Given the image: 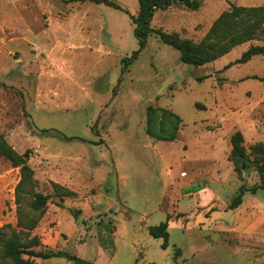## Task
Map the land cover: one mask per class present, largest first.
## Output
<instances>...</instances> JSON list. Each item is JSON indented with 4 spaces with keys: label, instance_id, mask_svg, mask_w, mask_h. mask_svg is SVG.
<instances>
[{
    "label": "rangeland",
    "instance_id": "374dc122",
    "mask_svg": "<svg viewBox=\"0 0 264 264\" xmlns=\"http://www.w3.org/2000/svg\"><path fill=\"white\" fill-rule=\"evenodd\" d=\"M232 5L264 0L177 4L157 10L151 27L200 42ZM138 12V0H0V135L18 153L32 151L36 191L51 197L32 233L38 249L90 264H264V190L230 210L240 188L260 178L251 166L240 179L229 160L237 131L248 152L264 144V86L255 79L264 56L226 68L264 35L195 67L153 33L132 59ZM149 107L179 116L177 140L148 135ZM19 180L0 157V228L20 230ZM52 182L77 197L61 202ZM202 187L219 196L205 211L185 196ZM164 222L167 248L149 233Z\"/></svg>",
    "mask_w": 264,
    "mask_h": 264
},
{
    "label": "trees",
    "instance_id": "16d2710c",
    "mask_svg": "<svg viewBox=\"0 0 264 264\" xmlns=\"http://www.w3.org/2000/svg\"><path fill=\"white\" fill-rule=\"evenodd\" d=\"M203 0H138L139 12L131 15L135 25L134 34L139 41V49L133 53L132 59L145 49L149 36L157 34L160 39L180 52L181 60L185 64L195 67L211 64L230 53L236 46L248 43L264 35V6L244 7L232 5L231 9L222 13L213 23L206 36L195 42L183 38L179 33H168L163 30H154L151 22L157 10L168 9L174 5H185L189 9L198 10ZM264 56V44L251 45L242 56L230 63L226 68L238 64H246L253 57ZM204 78H200L203 81ZM206 79V78H205ZM264 86V76L255 78ZM147 133L159 141H175L179 137L181 119L176 114L149 107L147 110ZM232 150L229 160L241 179L243 173L251 166L254 167L260 178V184L249 189L240 188L239 194L231 202L230 210L238 209L245 201L246 196H258L264 190V144L258 143L250 147V152L245 146V137L241 131L231 136ZM32 151L24 154L18 153L0 135V157L10 162L12 168L20 170V180L15 188V201L17 205V231L12 225L0 228V264H37L34 259L66 258L75 264H90L77 255L63 251L48 252L38 249L41 247V238L32 233L38 228L42 216L45 214L49 199L48 195L36 191L35 170L29 161ZM54 195L61 202L66 198H76L77 193L59 183L52 182ZM60 205V204H59ZM149 233L156 239L163 240V248L169 246V222L149 227ZM28 256V258H25ZM154 264V263H151Z\"/></svg>",
    "mask_w": 264,
    "mask_h": 264
},
{
    "label": "crops",
    "instance_id": "0c3cea01",
    "mask_svg": "<svg viewBox=\"0 0 264 264\" xmlns=\"http://www.w3.org/2000/svg\"><path fill=\"white\" fill-rule=\"evenodd\" d=\"M231 150H232V145L229 146V153H231ZM208 162H211V161L208 160ZM205 173H206V171H203L202 175L204 176ZM65 187L71 189L69 186H65ZM196 191H197L196 193H189V194H186L185 196H190V195L194 196L196 198V208H202L203 211H205L209 205H212L213 203H215L216 200L219 198L216 191H214L211 187H202V188H199V190L197 189ZM202 200H205V203H206L205 206H200V202ZM261 202L262 203L260 205H262L264 203L263 201H261ZM248 205H249V202H248Z\"/></svg>",
    "mask_w": 264,
    "mask_h": 264
}]
</instances>
